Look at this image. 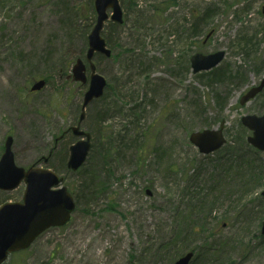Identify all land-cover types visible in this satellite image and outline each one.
I'll use <instances>...</instances> for the list:
<instances>
[{"label": "rangeland", "instance_id": "1", "mask_svg": "<svg viewBox=\"0 0 264 264\" xmlns=\"http://www.w3.org/2000/svg\"><path fill=\"white\" fill-rule=\"evenodd\" d=\"M119 3L122 24L101 32L111 55L92 59L106 87L80 125L91 148L72 172L69 128L88 82L70 74L85 62L93 0H0V155L11 136L15 163L52 169L76 203L3 264H174L188 250V264H264V154L240 122L264 114V89L239 103L264 73V0ZM219 50L216 67L192 72V54ZM221 123L225 143L200 153L190 133ZM23 190H0V203Z\"/></svg>", "mask_w": 264, "mask_h": 264}, {"label": "water", "instance_id": "2", "mask_svg": "<svg viewBox=\"0 0 264 264\" xmlns=\"http://www.w3.org/2000/svg\"><path fill=\"white\" fill-rule=\"evenodd\" d=\"M96 12L95 22L88 36V47L85 60L89 65V83L84 92L81 105L79 123L72 126L73 135L82 137L69 147L67 167L76 170L84 162L90 149V134L79 129L84 118L85 106L94 98L102 95L106 81L96 72L92 58L95 52L106 57L111 54L100 32L104 21L108 18L107 9H111L110 19L122 23V11L118 0H94ZM264 12V8H263ZM224 56L223 51L203 55L196 53L191 57L193 72L208 70L214 67ZM85 64L77 58L71 68L74 81L86 82ZM45 84L43 79L35 81L30 87L31 91L41 89ZM264 87V76L258 85L251 87L240 97V104L253 98ZM241 123L252 131L247 141L259 150L264 151V114H247L241 117ZM222 123L219 129H204L190 134V141L196 145L201 153H210L218 149L225 141L222 135ZM12 137L7 136L4 149L0 156V189L10 191L22 181L25 183L22 202H6L0 205V263L10 251L28 247L35 237L50 226L64 225L70 218L75 207L72 196L65 186H60L62 178L44 167L31 165L28 168L17 166L12 152ZM264 196V190L261 192ZM264 233V218L261 224ZM192 256L188 252L180 257L175 264H187Z\"/></svg>", "mask_w": 264, "mask_h": 264}, {"label": "trees", "instance_id": "3", "mask_svg": "<svg viewBox=\"0 0 264 264\" xmlns=\"http://www.w3.org/2000/svg\"><path fill=\"white\" fill-rule=\"evenodd\" d=\"M203 15H208V11L203 12ZM230 73V72H229ZM230 80L236 81L242 77V74L240 70L233 71V73H230Z\"/></svg>", "mask_w": 264, "mask_h": 264}]
</instances>
